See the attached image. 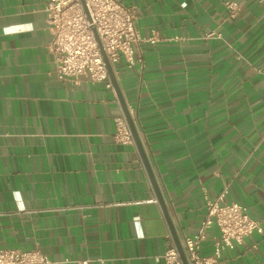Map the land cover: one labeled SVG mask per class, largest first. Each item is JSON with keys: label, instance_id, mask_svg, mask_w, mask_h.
Returning a JSON list of instances; mask_svg holds the SVG:
<instances>
[{"label": "crops", "instance_id": "1", "mask_svg": "<svg viewBox=\"0 0 264 264\" xmlns=\"http://www.w3.org/2000/svg\"><path fill=\"white\" fill-rule=\"evenodd\" d=\"M49 0H0V249L54 264H165L168 223L134 143L115 139L118 94L58 77ZM142 62L113 68L181 241L228 186L261 222L220 264H264V3L121 0ZM227 2L237 4L232 16ZM209 230L202 255L214 252Z\"/></svg>", "mask_w": 264, "mask_h": 264}, {"label": "built area", "instance_id": "2", "mask_svg": "<svg viewBox=\"0 0 264 264\" xmlns=\"http://www.w3.org/2000/svg\"><path fill=\"white\" fill-rule=\"evenodd\" d=\"M264 3V0H262ZM86 9L80 0H49L46 10L52 40L48 49L54 55L56 73L63 80L77 79L89 74L91 81L105 82L112 88L98 39L102 49L114 68L124 59L130 66L142 62L136 57V47L143 42L155 43L156 34L142 36L136 27L134 10L121 0H85ZM233 16L237 4L226 3ZM88 13V14H87ZM97 37L95 35V32ZM115 139L123 144L134 143V138L125 114L115 119ZM226 186L216 199L205 198L206 215L195 234L185 236L182 245L189 264H220L223 252L241 244L253 232L263 231L261 222L253 219L247 208L239 202L225 203ZM216 227L218 237L214 241V252L202 255L203 243L209 230ZM165 264H184L175 243L160 256ZM88 264V261H81ZM0 264H54L48 254L39 248L22 250L0 249Z\"/></svg>", "mask_w": 264, "mask_h": 264}, {"label": "water", "instance_id": "3", "mask_svg": "<svg viewBox=\"0 0 264 264\" xmlns=\"http://www.w3.org/2000/svg\"><path fill=\"white\" fill-rule=\"evenodd\" d=\"M80 1L82 3L83 7L86 9L85 0H80ZM94 32H95V30H94ZM95 35L97 37L96 32H95ZM97 39H98V37H97ZM98 42H99V45H100L104 60H105L106 65H107V69H108V72H109L110 79H111L112 84H113V86H114V88H115V90H116V92L118 94L120 103L122 105L125 117L127 119L128 125L130 127L131 132H132L134 141H135V143H136V145L138 147V150L140 152L141 158H142V160L144 162V165L146 167V170H147V172L149 174L150 180H151L152 185L154 187V190L156 192L157 200H158V202H159V204L161 206V209L163 211L164 217H165V219H166V221L168 223V226H169L172 238L174 240L175 246H176V248H177V250H178V252H179V254H180V256H181V258H182V260L184 262V264H189L188 260L186 258V254H185L183 245H182V241H181V239L179 238V236L177 234L176 228H175L174 223L172 221V218H171V216L169 214V211H168L166 202L164 200L163 194H162V192L160 190L159 184H158V182L156 180V177H155V175L153 173V170H152V167L150 165L149 159H148V157L146 155V152H145L144 146L142 144V140L140 138L137 126H136V124L134 122V119H133L129 109H128L126 101H125V99H124V97L122 95V92H121L120 86L118 84V81L116 79L113 67L110 64V62L108 61V59H107V57H106V55H105V53H104V51L102 49V46H101V43H100L99 39H98Z\"/></svg>", "mask_w": 264, "mask_h": 264}]
</instances>
